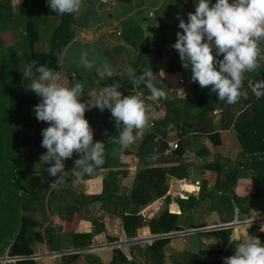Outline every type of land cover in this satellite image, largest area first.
<instances>
[{
    "label": "crops",
    "instance_id": "0c3cea01",
    "mask_svg": "<svg viewBox=\"0 0 264 264\" xmlns=\"http://www.w3.org/2000/svg\"><path fill=\"white\" fill-rule=\"evenodd\" d=\"M215 2L211 0L212 4ZM28 3V0H10L12 19L17 22L9 26L12 34H20L21 23L24 24L26 20L23 9ZM195 4L196 0H83L81 11L71 15L69 21L61 20L58 15H42L32 10V17L41 24L44 21L53 24L49 18L55 20L53 26L44 30L45 33L51 31L49 35L54 31L57 33L56 45L61 47V52L58 61L53 54L50 59L53 56L51 63L56 61L58 64L56 70L62 73V85L70 87L83 80L86 89L98 92L104 86L120 83L118 90L124 96L140 95L149 106V123L153 126H148L142 138L134 144L121 147L110 142L111 138L119 136L122 128L115 125L110 110L101 112L93 108L86 111L85 119L94 130V142L105 143V163L79 180L75 173L80 169L74 167L75 160L65 162V172L61 177H51L47 171L50 165L40 163L39 159L46 149L30 147L38 166L35 176L49 179L50 187L42 201L38 196L29 202L15 203L18 226L10 239L0 242V264L18 261L6 260L11 258L8 249L16 240L26 245L30 251L28 257H31L28 259L36 264H62L60 258L70 254L82 255L85 264H156L146 248L154 241L163 239L164 244L154 251L159 260L157 264H187L199 252L221 249L219 257L197 263L209 264L223 255L230 244L229 239L239 240L241 236H247L250 227L264 224L249 223L264 219V197L252 199L247 196L251 187L245 178H238L239 171L236 172L230 194H225L212 188L215 174L203 169V165L215 161L224 168L226 164H230V168L237 164L230 162L236 161L235 153L239 144L232 129L218 130L219 110L206 114L208 121L202 126V132H187L178 136L177 129L180 127L167 124L165 141H176L181 148L180 155H167L159 150V134H155L152 140L149 138L154 126L166 115L163 107L165 100L153 101L147 87L133 85L127 74L128 69L145 70L150 67L154 71L153 84L167 93V99L175 96L191 100L196 97L198 91L192 88L194 82L191 78H187L189 80L182 89H177L175 84L178 78L167 71L172 57L169 37L177 38V32H182L178 28L177 16L187 22V14L194 13ZM84 51L89 53L90 59L96 58L97 66L107 60L121 74L120 77L100 82L95 69L85 70L79 65L80 54ZM155 55L158 57L156 67L153 65ZM88 99L84 96L81 102ZM189 113L193 114L194 109ZM34 117L29 116L30 119ZM48 126L45 122L34 121L32 128L41 135ZM213 133H218V145H212L207 138ZM141 144L143 151L137 154ZM177 165L184 168L185 175L180 179L165 175L163 183L168 190L164 196L153 198L144 205L129 202L128 196L138 171ZM195 182H198V188L194 186ZM31 185L28 184L21 192L24 193V189L28 192ZM172 195L182 200L187 197L196 199L198 196L200 199L192 210L181 215L176 201L168 197ZM165 198H169V202ZM163 211L178 216L176 226L180 230L150 234L146 223ZM128 214L140 218L142 225L127 236L121 228V217ZM23 219L25 227L22 231L20 220ZM220 231L226 234L224 246L215 234ZM73 234L88 235L89 240L74 243ZM160 235L169 236L158 237ZM116 253H121L124 260L117 259Z\"/></svg>",
    "mask_w": 264,
    "mask_h": 264
},
{
    "label": "clouds",
    "instance_id": "9594fccd",
    "mask_svg": "<svg viewBox=\"0 0 264 264\" xmlns=\"http://www.w3.org/2000/svg\"><path fill=\"white\" fill-rule=\"evenodd\" d=\"M83 0H47V6L57 15H73L81 11ZM176 42L171 46L178 54L182 67L191 70V81L201 88L211 86L218 102L237 103L246 95L242 91L245 74L255 70L264 60L258 45L264 42V0H196L194 13L187 14V22L179 15ZM216 49V56L213 49ZM222 56L223 59H216ZM79 65L85 70L95 69L100 82L120 77L105 60L97 66L96 58L81 52ZM130 83L145 85L153 101L167 100V93L153 84L154 72L145 70L140 75L127 70ZM62 73L33 60L27 63L22 78L25 89L40 98L33 112L39 122L49 126L41 132V147L46 152L40 163L50 165L51 177H61L65 161L75 154L74 167L80 169L77 180L90 175L105 163V143L94 142V130L85 119L93 108L110 110L115 125L122 126L113 144L130 146L142 138L149 126V106L140 95L124 96L120 83L104 86L98 92L86 89L83 80L72 86L60 83ZM86 79V77L84 78ZM87 96L86 102H81ZM234 255L224 257V264H264V244L254 235L241 236L238 241L229 239Z\"/></svg>",
    "mask_w": 264,
    "mask_h": 264
},
{
    "label": "trees",
    "instance_id": "16d2710c",
    "mask_svg": "<svg viewBox=\"0 0 264 264\" xmlns=\"http://www.w3.org/2000/svg\"><path fill=\"white\" fill-rule=\"evenodd\" d=\"M28 1L29 3L25 6L27 17L23 24L24 28L23 30L20 29V34L23 35L22 49L25 48L23 55L27 56V63L35 60L42 65H46L47 63L51 64V59L53 58L52 56L50 59V56L52 55L51 53L46 55L45 53H37L33 51V47L39 39V32L33 23L32 16L34 11L32 10L35 9L36 12L42 15L57 14L50 11V8L47 6V0ZM29 4L30 6L28 7ZM8 17L12 18V14L10 13ZM70 17L71 15L66 14L60 16V19L69 21ZM1 21H4V19L0 18V23H3ZM176 39V37L170 35V46L176 42ZM56 44L57 42L54 43L53 46L60 48V46ZM258 47L263 50L264 42H261ZM171 51L172 57L167 69L168 73L173 74L176 78L181 76L191 78V70H186L182 67L178 52L172 47ZM13 53V50L4 55H1L0 53V108H5L3 106V99L5 97L9 99L7 107L0 113V170L4 173V176H2V173L0 172V178L2 179L0 186L6 190V194L9 193L8 186L10 185V180L7 176L10 170L13 169L15 173L22 172V170L23 172L32 173L34 170L33 165H36L37 163L33 154L29 156L16 155L15 157L12 155V149H15V147L29 146L31 148L45 150L41 147L42 136L32 128L33 122L38 120L35 117L33 119H29L28 117L22 119L21 117L22 108L27 106V110H29L30 106L35 102V98L27 101L24 96L23 88H21L18 81L20 73H17L14 69L16 59ZM157 61L158 57L155 55L153 61L155 67ZM145 70H151V68L148 67ZM145 70L134 69L133 71L138 76ZM142 86L143 84L139 85V87ZM192 88H196L198 93L196 97L191 100L179 99L173 96L163 102L166 115L156 126H154L153 132L149 138L152 140V137L155 134H159V150L160 152H163L165 150V130L167 124L171 123L175 128L180 127L177 129L178 136H183L187 132H202V126L208 121L206 114L213 110H220L218 130L223 131L232 129L235 133L236 141L241 147V152L238 155L239 161L235 167L224 168V166L218 164V161L203 165L204 170L211 171L213 175L215 174L212 188L216 192L230 194L231 187L236 178V172L238 171V168H241L242 170L254 171V173L256 171L259 176L256 179L250 178L251 188L247 196L252 199L264 197V159L256 155L257 153H264V87L262 89H256L257 94L255 95L248 90L247 84L243 80L242 91L246 95L242 96L238 102L234 104L218 102L216 96H213L208 91L202 92L201 87H199V84L196 82H194ZM191 109H194L193 114L189 113ZM15 127L17 128V131H14L16 129ZM17 132L21 133V135L19 136ZM14 138H18L17 141H14ZM207 138L212 145L219 144L218 133L208 135ZM143 144L139 146L137 154L142 153ZM180 153L181 148L177 146L172 155H180ZM75 156L76 155L74 154L71 159H68L65 162L76 160ZM3 157H6L8 161L4 163ZM259 172L262 174L260 175ZM165 175L180 179L184 177L185 170L182 166L177 165L170 168H145L138 171L134 178V187L128 196L129 202L132 204L144 205L153 198L164 196L167 189L163 183ZM30 183L32 185L31 188L28 189L27 196L17 202H29L38 196L42 201L44 194L50 187L49 179L42 176L31 177ZM17 185L19 186V183H17L16 186ZM103 190L105 191V179H103ZM199 199L200 196L196 199L194 197H187L185 200L177 199L176 203L180 209L181 215L192 210L199 202ZM165 200L167 199L165 198ZM121 222V228L127 236L142 225L140 218L133 217V214L122 216ZM177 224L178 216L163 211L158 217L147 222L145 226L148 227L150 234H165L172 230H180L179 227L176 226ZM24 227L25 220L23 219L20 220V230L23 231ZM252 228L253 227H250L247 230V235L253 234L252 231L255 229ZM215 234L219 236L224 246L226 244L225 232L220 231L219 234L216 232ZM72 239L74 243L79 240L83 243L88 242L89 236L73 234ZM16 241L9 247L8 255L11 258H23L15 261L13 264H36L34 261L26 258L30 255V251L26 248V245ZM164 242V239L157 240L146 248V250L151 253V258L156 264L159 263V260L155 257L154 251L156 248L161 247ZM230 245L231 244H229V246ZM221 253V249L216 251H202L199 252L197 256H192L187 264H197L199 261H205L208 258L212 260L219 257ZM115 256L117 259L124 260L121 253H116ZM115 256L114 258H116ZM60 261L62 264H85L84 257L79 254L62 256ZM109 264L112 263L110 262Z\"/></svg>",
    "mask_w": 264,
    "mask_h": 264
},
{
    "label": "rangeland",
    "instance_id": "374dc122",
    "mask_svg": "<svg viewBox=\"0 0 264 264\" xmlns=\"http://www.w3.org/2000/svg\"><path fill=\"white\" fill-rule=\"evenodd\" d=\"M23 11H25V10L23 9ZM10 13H11L10 0H0V18L4 19V21H1L3 23H0V53H1V55H4V54H8L11 50L14 51L13 55L15 56V59H16L14 69L17 73H20V75L18 77V81L21 85V88H23L22 90L24 91V96L27 99V101L35 98V102L30 106V107H32L31 108L32 111H30V108H29V110H27V106L26 107L24 106L21 110L22 111V115H21L22 119H26V117L29 118V116L35 115L33 112V108L35 105H37L40 102V100H39L40 98H38L37 96L34 97V93H32L30 91H26V89H25V83L26 82L22 78V72H23V70L27 64V56L23 55V53L25 52V48L22 49L23 35L18 34V36H17L14 33L12 34V32L10 31V28L7 27V26H10L11 23H17L16 21H14V19L8 17V15H10ZM24 14L26 15V12H24ZM26 17H27V15H26ZM32 19H33L34 26L36 27L37 31L39 32V40L34 45L33 51L37 52V53L46 52V55L51 53V54H53V56H56L54 58L58 61L59 54L61 52V47L57 48V47L53 46V44L56 43V41H57V39H56L57 33L54 31L53 33H51V35H49V32H51V31H48V33H45V30H44V29H49L50 26H53L55 20L49 18L50 20L53 21V24H46L45 21L43 24H41L37 20H35L33 17H32ZM39 24H41L42 27H40ZM15 26H16V24H15ZM43 26H44V28H43ZM23 28H24V25L21 23L20 29L23 30ZM17 39H18V41H17ZM50 40H52V42H49ZM262 53H264V48L262 50ZM213 55L216 56V49L215 48L213 49ZM216 59H223V57L217 56ZM258 64H259V66H258V68L255 69V72L253 70L251 72L246 73L245 78H244V81L247 84L248 90L251 91L255 95L257 94L256 89H262L264 87V60L259 61ZM46 65L52 69H55V70L58 67V64L56 63V61H55V63H51V64L47 63ZM201 91L202 92L208 91L213 96H216L214 93L211 92V86H209L208 88H201ZM8 102H9V99L7 97H5L3 99V106L5 108L7 107ZM4 109H3V107H1L0 113ZM220 112L221 111L219 110V112H218L219 114H217L218 121H219ZM217 127H218V125H217ZM14 131H17V128ZM17 133L19 136L21 135V133H19V132H17ZM17 139L18 138H14L13 140L17 141ZM238 147L239 148L236 150L237 152L235 153L236 161H232L230 163L234 164L235 162L239 161V160H237V155L241 152V147H240V145ZM30 151H31L30 147H26V146L23 147L22 146L19 148L15 147V149H12L11 152H12V155L16 157V155L29 156V155H31ZM256 155H258L260 158L264 159V153H257ZM3 161L5 163L8 160L6 157H3ZM225 166H226V168L231 167L230 164H226ZM37 167H38L37 165H35V166L33 165L34 170L32 171V173L23 172V170H22V172H16L15 173V171H13V169L10 170V172L7 176L10 180V185L8 186L9 187V193L8 194H6L5 193L6 190H4L0 186V242H6V240L10 239V237H12L14 229L17 228V226H18V213L16 212L17 209L15 208L16 207L15 203L18 200L24 199L27 196L26 195L27 190L24 189V193H22L21 191L28 184H30V178L35 176ZM238 171H239L237 173V174H239V175H237L238 178H241V176L243 178H245L246 181L250 184V187H251L250 178L256 179L257 177H259L256 171L254 173V171L251 172V171L239 170V168H238ZM0 172L2 173V176H4L3 175L4 173L1 170H0ZM259 174L261 175L262 173L259 172ZM1 183H2V179L0 178V184ZM17 183H19V186L17 185L18 187L16 186ZM167 190H168V187L166 189V192H167ZM168 197L173 198V200H175V201H177V199H179L177 195H172V196H168ZM168 200H169V198L167 199V202H169ZM260 220H264V219H260ZM261 222H264V221H260L259 223H261ZM252 229H255L252 231L253 232L252 235L258 237L260 239V241L262 242V244H264V224H261L260 226H254ZM235 241H238V240H235ZM234 247H235V243H233V245L231 244L224 251L223 255L219 259H217V260H215L209 264H224V261H223L224 257H229V256H232L235 254L234 253Z\"/></svg>",
    "mask_w": 264,
    "mask_h": 264
},
{
    "label": "built area",
    "instance_id": "2783aa9c",
    "mask_svg": "<svg viewBox=\"0 0 264 264\" xmlns=\"http://www.w3.org/2000/svg\"><path fill=\"white\" fill-rule=\"evenodd\" d=\"M116 35H118V33H116ZM189 79L185 78V77H179L176 81V84H175V88L177 89H182L185 84L188 82ZM153 124L149 123V127H152ZM177 148V143L176 141H172V140H166L165 141V150H164V153L167 154V155H170L171 153H173ZM194 186L198 188V182H195L194 183ZM181 197V196H179ZM5 257V256H3ZM16 258V257H14ZM19 260V259H17Z\"/></svg>",
    "mask_w": 264,
    "mask_h": 264
},
{
    "label": "water",
    "instance_id": "95a60500",
    "mask_svg": "<svg viewBox=\"0 0 264 264\" xmlns=\"http://www.w3.org/2000/svg\"><path fill=\"white\" fill-rule=\"evenodd\" d=\"M260 221H264V220H259V221H253V222H249V223H257V222H260ZM232 226V225H230ZM191 232H194V231H191ZM177 234H180V233H177ZM170 235H174V234H170ZM165 236H169V235H160L158 237H165ZM152 238H155V237H152ZM151 239V238H150ZM3 258H7V257H3ZM23 257H16V258H7L6 260H17V259H22ZM26 258H31V257H26ZM2 260H5V259H2Z\"/></svg>",
    "mask_w": 264,
    "mask_h": 264
}]
</instances>
